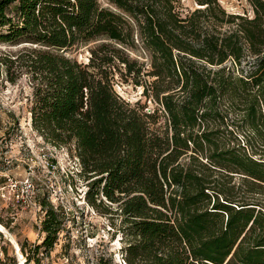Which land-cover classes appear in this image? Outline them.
<instances>
[{"label": "trees", "instance_id": "obj_1", "mask_svg": "<svg viewBox=\"0 0 264 264\" xmlns=\"http://www.w3.org/2000/svg\"><path fill=\"white\" fill-rule=\"evenodd\" d=\"M193 1L0 0V44L23 45L0 64L27 79L32 130L73 150L86 203L120 219L123 264H264V0L242 14ZM90 43L86 63L71 56ZM40 207L24 264L58 238Z\"/></svg>", "mask_w": 264, "mask_h": 264}, {"label": "rangeland", "instance_id": "obj_2", "mask_svg": "<svg viewBox=\"0 0 264 264\" xmlns=\"http://www.w3.org/2000/svg\"><path fill=\"white\" fill-rule=\"evenodd\" d=\"M99 2L107 6L106 0ZM219 3L228 13L249 11L243 1L219 0ZM181 5L183 10L197 8L193 0H181ZM94 44L81 46L71 56L86 63L88 50ZM22 47L1 43L0 56L16 55ZM114 87L125 101L134 103L140 99L144 103L139 88L119 82ZM30 102L31 91L25 76L17 77L12 84L7 81L5 68L0 64V186L7 178L19 181L30 176L39 203L44 201L46 206H51V198L68 211L67 215L59 214L58 238L48 254L38 255L39 264H96L100 256L109 259L111 264H123L122 237L116 230L120 219L107 214L105 204L94 208L86 203L83 194L88 181L77 174L79 166L73 150L56 149L38 137L30 125ZM147 106L146 110L153 107L151 103ZM232 178L231 184L235 186L242 182L237 176ZM255 198L264 204V194ZM43 215L42 210H21L0 199V252L1 248L6 251L5 255L0 254L3 264H12L10 258L15 251L19 264H24L18 244L25 243L28 253L30 245L41 243L45 236L40 231ZM30 257L35 258L33 254Z\"/></svg>", "mask_w": 264, "mask_h": 264}, {"label": "built area", "instance_id": "obj_3", "mask_svg": "<svg viewBox=\"0 0 264 264\" xmlns=\"http://www.w3.org/2000/svg\"><path fill=\"white\" fill-rule=\"evenodd\" d=\"M36 192L37 190L35 189L30 176H26L19 181L7 178L5 184L0 186V199L21 210L32 209L36 212H40L41 207L39 200L36 197ZM50 204L52 209L58 214L67 215L68 211L61 203H58L57 201L52 202L50 198Z\"/></svg>", "mask_w": 264, "mask_h": 264}, {"label": "water", "instance_id": "obj_4", "mask_svg": "<svg viewBox=\"0 0 264 264\" xmlns=\"http://www.w3.org/2000/svg\"><path fill=\"white\" fill-rule=\"evenodd\" d=\"M15 255H16V251H15ZM17 257V256H16ZM17 261H18V259H17ZM18 264V263H17Z\"/></svg>", "mask_w": 264, "mask_h": 264}, {"label": "bare ground", "instance_id": "obj_5", "mask_svg": "<svg viewBox=\"0 0 264 264\" xmlns=\"http://www.w3.org/2000/svg\"><path fill=\"white\" fill-rule=\"evenodd\" d=\"M17 263L19 264V261Z\"/></svg>", "mask_w": 264, "mask_h": 264}]
</instances>
